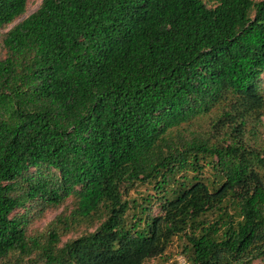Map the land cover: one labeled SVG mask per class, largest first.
Listing matches in <instances>:
<instances>
[{"label": "trees", "instance_id": "trees-1", "mask_svg": "<svg viewBox=\"0 0 264 264\" xmlns=\"http://www.w3.org/2000/svg\"><path fill=\"white\" fill-rule=\"evenodd\" d=\"M27 3L0 0V264H264V0Z\"/></svg>", "mask_w": 264, "mask_h": 264}, {"label": "rangeland", "instance_id": "rangeland-1", "mask_svg": "<svg viewBox=\"0 0 264 264\" xmlns=\"http://www.w3.org/2000/svg\"><path fill=\"white\" fill-rule=\"evenodd\" d=\"M41 3V0H28L27 3V9H26V14L25 16L29 15L30 13L34 12L39 4ZM13 24L9 25L5 29L0 30V41L2 34L7 31ZM1 44V42H0ZM144 193L143 188H139L138 191H131L129 194V199L132 198H139L140 194ZM62 210V208L52 211V212H47L40 218H32V227L33 228H42L44 225L50 221L57 213H59ZM18 212H22V209L18 210ZM180 242L175 240L169 250L167 251L166 255L163 257H157L153 260H149L146 264H171L175 262L176 264H188L186 261V258L184 255L181 253V247H180ZM252 264H259L258 261H255Z\"/></svg>", "mask_w": 264, "mask_h": 264}]
</instances>
